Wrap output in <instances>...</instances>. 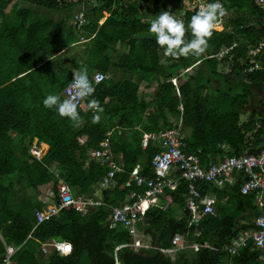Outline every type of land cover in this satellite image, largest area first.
<instances>
[{
    "label": "trees",
    "instance_id": "16d2710c",
    "mask_svg": "<svg viewBox=\"0 0 264 264\" xmlns=\"http://www.w3.org/2000/svg\"><path fill=\"white\" fill-rule=\"evenodd\" d=\"M190 2L92 0L82 9L55 0H0V264H6V246L15 249L9 264H264V251L251 240L237 255L224 249L241 233L255 231L254 221L264 213L255 193L242 194L244 174L222 190L198 182L203 195L217 196V211L192 225L185 203L189 182L182 179L175 190L166 189L140 224L146 238L151 236L150 248L135 247L126 228L110 227L111 208L141 192L130 182L132 170L140 165L144 174L152 175V161L163 151L152 139L144 149L145 134L176 129L181 121L186 151L200 150L205 167L226 155L264 150L262 114L253 111L241 120L254 87H264V46L258 58L247 55L249 46L264 41V13L257 0H221L226 9L223 30L213 31L206 50L198 56H167L149 31L150 22L163 10L181 14L185 38L191 39L187 24L198 5L193 8ZM80 13L84 19L77 31L74 18ZM80 39L88 41L82 49ZM252 62L262 68L248 71ZM81 67L89 76H110L90 97L102 108L99 120L93 119L97 113L89 108L90 99L77 109V121L42 104L50 93L64 99L73 68ZM141 81L152 89L150 101L140 93ZM108 133L123 171L116 174L114 186L99 189L109 168L90 154L101 149ZM35 139L49 146L41 159L31 153ZM61 180L77 197L96 195L103 205L85 213L63 208L39 222L36 213L46 206L39 197L51 192L52 203H58ZM176 235L188 245L209 247L197 252L187 247L172 259L159 249H171ZM62 242L72 245L69 255L42 250Z\"/></svg>",
    "mask_w": 264,
    "mask_h": 264
},
{
    "label": "built area",
    "instance_id": "2783aa9c",
    "mask_svg": "<svg viewBox=\"0 0 264 264\" xmlns=\"http://www.w3.org/2000/svg\"><path fill=\"white\" fill-rule=\"evenodd\" d=\"M58 4L65 2L72 4H80L84 9L86 3L92 0H55ZM140 1V0H139ZM259 9L264 13V0H257ZM222 3V2H221ZM200 4L198 6H201ZM222 18L219 19L217 26H222ZM75 23H78L77 30L81 28L83 22V13L75 15ZM262 26L264 27V17L262 19ZM264 46V41H261L257 46H249L247 55L251 59H256L260 56ZM237 47L233 45L229 49L223 50L218 57L222 58L231 50ZM254 63V62H252ZM262 68L261 64L255 62L254 65L249 66L248 71H258ZM90 81L93 83L94 88L109 79V75L95 72L89 76ZM71 92L70 84L65 89L64 98H67ZM90 97L78 98L77 109L84 108ZM183 111L182 106L180 107ZM260 126L257 125L256 129ZM110 133L101 144L100 150L92 152L90 155L99 164L105 165L109 168L108 174L102 179L99 184V189L112 187L115 185L116 174L123 171V167L116 161V158L111 151ZM152 139L162 146L163 151L154 157L151 165L152 175L144 174L143 168L137 165L136 168L130 173V182H133L137 187L141 188L138 194H132L126 200V203L121 207L111 208L110 222L111 228L117 226L124 227L128 230L129 235L133 238V245L137 248H150L146 244V236L140 229V224L143 222L142 218L152 207L159 205L160 197L164 195L166 189L175 190L180 180L184 179L189 182V190L185 198L186 209L189 212V225L198 223L206 217L216 215L217 199L212 194L203 195L199 190L197 183L202 182L211 185L212 188L223 189L225 186H233L236 182L237 174H244L247 178L245 184L242 186L241 192L244 195L255 193L256 205L261 211L264 212V150L258 153H250L244 151L238 156H224L223 159L216 162H210L208 166H203L199 154L201 151L187 152L184 136L181 131V121L178 128H173L159 135L150 136L145 134L143 141V148H147L149 140ZM226 149V146H222ZM31 153L37 158L38 151L32 150ZM39 156V155H38ZM53 193H47L46 197H39V201L45 203L42 212L36 213V218L39 222L48 220L50 217L58 215L59 211L63 208H73L74 210L85 213L89 208L95 206H102L103 201L96 195L93 197H77L70 186L64 181H60L58 186V203H52ZM132 200V201H131ZM166 204L163 209H166ZM256 230L245 231L237 238L231 241L230 245L224 249L231 255H237L244 249L251 240L253 247L257 250L264 251V214L255 219ZM173 247L169 250L159 249L163 254L177 253L184 248L194 249L198 251L201 247H209L208 245L199 246L197 244L188 245V242L181 235H176L172 240ZM68 245V250L63 246ZM127 245L120 246L118 249L126 247ZM53 248L61 255H69L72 252V246L68 243H53L43 246L44 252L51 251ZM15 253V249L6 246V264L10 263V259Z\"/></svg>",
    "mask_w": 264,
    "mask_h": 264
},
{
    "label": "clouds",
    "instance_id": "9594fccd",
    "mask_svg": "<svg viewBox=\"0 0 264 264\" xmlns=\"http://www.w3.org/2000/svg\"><path fill=\"white\" fill-rule=\"evenodd\" d=\"M225 14L226 9L221 3V0H209V2L202 4L188 21L187 29H190L192 38L186 39V25L184 20L177 18V16L169 10H163L151 20L149 31L155 35L156 43L163 48L165 55L173 58L189 55L198 56L206 50L209 38L216 29L219 19ZM70 88L71 92L67 98L62 99L59 94L50 93L43 98L42 104L45 108L54 109L56 113L62 117L77 121L80 119V116L75 101L78 98L91 97L95 91L86 68L81 67L79 70L72 71ZM88 106L97 113L93 116V119L99 120L100 116L98 113L102 111L99 102L95 98H92L89 100ZM227 186H225V188ZM210 194L217 199V196L213 192ZM215 209L217 211L216 207Z\"/></svg>",
    "mask_w": 264,
    "mask_h": 264
},
{
    "label": "rangeland",
    "instance_id": "374dc122",
    "mask_svg": "<svg viewBox=\"0 0 264 264\" xmlns=\"http://www.w3.org/2000/svg\"><path fill=\"white\" fill-rule=\"evenodd\" d=\"M206 3V0H191V2H190V4L192 5V7L194 8L196 5H200V4H205ZM106 16L107 15H105V18H106ZM182 15L180 14V15H178L177 16V18H180ZM104 18V19H105ZM104 19L102 20V22L104 21ZM150 20V19H149ZM70 24H71V22H70ZM77 30V29H76ZM222 30V27L221 26H217L216 27V29H215V31H221ZM78 31V30H77ZM88 42V41H87ZM86 42V43H87ZM85 43V42H84ZM80 46H79V49H82V48H84V44L81 42V39H80V43H78ZM120 49V45H117L116 46V50H119ZM76 53L77 51H74L73 50V53ZM72 53V54H73ZM66 64H68V63H66ZM73 70H77L76 68H73ZM138 78H137V76H133V80H137ZM174 84H176V81L174 80ZM153 86L154 87H156V84H153ZM260 88V87H259ZM260 91V90H259ZM256 92H258V89L257 88H255L254 87V90H253V93L256 95ZM140 93L142 94V95H144L145 96V98L147 99V100H151V97H152V89L151 88H147V82L146 81H141V83H140ZM251 101V100H250ZM249 101V103H252V102H250ZM251 108H253V107H251ZM250 108V109H251ZM250 109H248V112L249 113H245L246 115H247V117H246V119H248V117H249V114H250ZM245 115V116H246ZM245 119V117L244 116H241V120L242 121H245L246 120ZM264 147V146H263ZM32 150H34V149H32ZM31 150V151H32ZM35 151H43V149H41V145H38V148H36V150ZM41 152H38V153H40V155L38 156L37 155V157L40 159V158H42V155L44 154L43 152L41 153ZM151 237V236H150ZM150 237H147L146 238V240H147V242H146V244L148 243V246H150V244L152 245V242H151V238ZM184 249H186V248H184ZM183 249V250H184ZM50 252V250H48V252L47 253H49ZM190 255H192V254H190ZM168 256H170L172 259H175L176 258V253H173V254H168Z\"/></svg>",
    "mask_w": 264,
    "mask_h": 264
},
{
    "label": "crops",
    "instance_id": "0c3cea01",
    "mask_svg": "<svg viewBox=\"0 0 264 264\" xmlns=\"http://www.w3.org/2000/svg\"><path fill=\"white\" fill-rule=\"evenodd\" d=\"M105 15H107L106 16V18L109 16L107 13L105 14ZM105 18V19H106ZM104 19V20H105ZM103 22L101 21L100 22V24H102ZM84 42H87L86 40H82V43H84ZM255 88H257L258 89V92H256V95L253 93V96L251 97V101L250 102H252V103H249V105H248V107H247V110H246V112L247 113H249L248 112V109H250L251 107H253V108H251L250 109V113L251 112H253V111H256V112H259V113H261L262 114V117L264 118V87L263 88H259V87H255ZM260 90V91H259ZM246 113V114H247ZM245 114V115H246ZM244 115V117H245V119H246V117H247V115L245 116ZM264 121V120H263ZM243 122V121H242ZM257 122H259V121H257ZM259 123H257V125H258ZM260 126V125H259ZM14 136H15V134H13ZM33 145H32V147H31V150L32 149H34V150H36V148H38V145H41V149H43V155H42V157H44L46 154H47V152H48V150H49V146L48 145H46V144H43V143H39V141L37 140V139H35L34 141H33V143H32ZM44 146H47V148L46 149H44L43 147ZM38 152H41V151H38ZM41 152V153H42Z\"/></svg>",
    "mask_w": 264,
    "mask_h": 264
},
{
    "label": "snow or ice",
    "instance_id": "6c2138e0",
    "mask_svg": "<svg viewBox=\"0 0 264 264\" xmlns=\"http://www.w3.org/2000/svg\"><path fill=\"white\" fill-rule=\"evenodd\" d=\"M63 247L65 248V250H68V247H69V246H68V245H65V246H63Z\"/></svg>",
    "mask_w": 264,
    "mask_h": 264
},
{
    "label": "bare ground",
    "instance_id": "6f19581e",
    "mask_svg": "<svg viewBox=\"0 0 264 264\" xmlns=\"http://www.w3.org/2000/svg\"><path fill=\"white\" fill-rule=\"evenodd\" d=\"M43 148H44V149H46V148H47V146H44ZM38 155H40V153H38Z\"/></svg>",
    "mask_w": 264,
    "mask_h": 264
}]
</instances>
